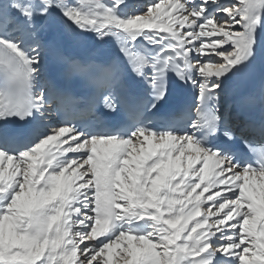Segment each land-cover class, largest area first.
Listing matches in <instances>:
<instances>
[{"label": "snow or ice", "instance_id": "snow-or-ice-1", "mask_svg": "<svg viewBox=\"0 0 264 264\" xmlns=\"http://www.w3.org/2000/svg\"><path fill=\"white\" fill-rule=\"evenodd\" d=\"M261 59L264 0H0V264H264V118L221 110Z\"/></svg>", "mask_w": 264, "mask_h": 264}, {"label": "bare ground", "instance_id": "bare-ground-1", "mask_svg": "<svg viewBox=\"0 0 264 264\" xmlns=\"http://www.w3.org/2000/svg\"><path fill=\"white\" fill-rule=\"evenodd\" d=\"M48 58H49V53H48V55L45 57V65H44V70H45V67H46V65H47ZM204 207L206 208V205H205Z\"/></svg>", "mask_w": 264, "mask_h": 264}]
</instances>
